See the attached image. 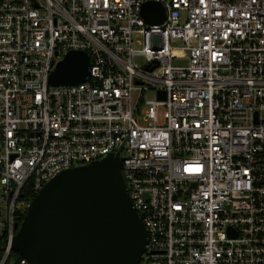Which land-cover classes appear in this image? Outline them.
I'll list each match as a JSON object with an SVG mask.
<instances>
[{
	"label": "built area",
	"instance_id": "obj_1",
	"mask_svg": "<svg viewBox=\"0 0 264 264\" xmlns=\"http://www.w3.org/2000/svg\"><path fill=\"white\" fill-rule=\"evenodd\" d=\"M71 50L86 81L50 84ZM110 154L139 264H264V0H0V264H30L12 246L43 186Z\"/></svg>",
	"mask_w": 264,
	"mask_h": 264
},
{
	"label": "water",
	"instance_id": "obj_2",
	"mask_svg": "<svg viewBox=\"0 0 264 264\" xmlns=\"http://www.w3.org/2000/svg\"><path fill=\"white\" fill-rule=\"evenodd\" d=\"M141 15L149 24L166 18L157 2L145 3ZM89 65L86 52L71 50L50 84L82 83ZM121 167L119 156L110 154L57 174L30 203L13 251L30 264H139L148 233Z\"/></svg>",
	"mask_w": 264,
	"mask_h": 264
},
{
	"label": "rangeland",
	"instance_id": "obj_3",
	"mask_svg": "<svg viewBox=\"0 0 264 264\" xmlns=\"http://www.w3.org/2000/svg\"><path fill=\"white\" fill-rule=\"evenodd\" d=\"M173 64H179V65H183V64H186L185 61H174ZM154 95L153 94H148V95H145V98H153ZM19 255V254H18Z\"/></svg>",
	"mask_w": 264,
	"mask_h": 264
}]
</instances>
